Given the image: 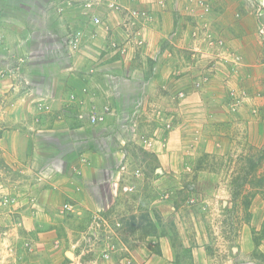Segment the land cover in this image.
Segmentation results:
<instances>
[{
  "label": "rangeland",
  "instance_id": "1",
  "mask_svg": "<svg viewBox=\"0 0 264 264\" xmlns=\"http://www.w3.org/2000/svg\"><path fill=\"white\" fill-rule=\"evenodd\" d=\"M114 1L0 0V28L18 32L0 36V144L15 122L25 133L8 142L17 148L28 136L31 157L10 165V150L0 147V264H264V0ZM75 15L109 28L113 52L101 46V57L114 63L105 69L114 72L115 100L106 109L123 120L111 148L94 127L96 106L79 104L90 143L105 153L100 167L83 172L67 164L85 146L73 142L81 133L38 126L55 89L56 108L68 110L71 74L63 69L83 27ZM159 18L171 31L162 39L148 31ZM93 40L104 44L103 35ZM124 45L125 53L117 49ZM158 47L173 62L167 88L148 83ZM119 59L134 61V77H119ZM132 125L140 141L132 139L131 163L120 166L115 151ZM65 178L80 186L76 196L52 193Z\"/></svg>",
  "mask_w": 264,
  "mask_h": 264
},
{
  "label": "crops",
  "instance_id": "2",
  "mask_svg": "<svg viewBox=\"0 0 264 264\" xmlns=\"http://www.w3.org/2000/svg\"><path fill=\"white\" fill-rule=\"evenodd\" d=\"M121 2L122 3L125 2L124 4L126 5L127 4L132 5L134 0H120V3ZM107 4L114 6L117 3L114 0H107ZM95 18H92L89 15H86V16H83V15L76 16L75 15L71 17L72 21L74 22L73 24L75 27H77L78 25L79 26L83 25V27L77 28L78 35L82 37V40L80 39L81 43L79 46H77L78 48L70 46L72 53L69 57L70 58L69 67L67 69H63L64 71L67 70L66 75L71 74V77L69 78V82H68L69 83L68 87L72 88V91L69 94L70 104H68V110L64 112L65 115L63 116L62 109L64 108V106L63 108L61 107L58 109L56 108V106L59 104L57 101H58V97L61 96V92L60 90L57 92V90L55 89L54 94H52V97L48 96V97H51V100H47V102L50 104L49 105L47 104L44 106L41 105L43 107H46V109H49L50 112L48 113L47 111L43 112L42 120L44 121L40 120L38 123V126H42L46 124L47 129L50 131H53L54 129L56 130L59 129L58 131H64V130L72 131L73 130V131H78L79 133H81L74 139L73 142L76 143V141L78 140L79 142H83L85 146L80 151H74L75 153L69 158V160H67V164L74 169H81L82 172L85 169L92 170V169H96L97 167H100L101 162H102V157H104L105 153L103 150L100 151L99 149H97L98 147H93L92 143H90L91 141L93 142L95 138L94 133L90 130L92 127L91 126L92 124L89 121H87V119H85V116L83 119L82 115L84 113H88L87 112L88 110L84 109V110H81L80 112L79 107H78L80 106L79 104H83L84 106L88 105L89 109H91V107H93L94 105L96 106L95 107L96 111L93 109L92 111L93 113H91V115L95 117V120H93L95 124L94 127H99V131H100L99 135H104L106 138H108L109 144H112V138H113V134L115 133L114 131L116 130V127L120 128V126L123 124L122 123L123 120L117 121V117L114 111H108L109 109L108 110L106 109V108H109V105H108L109 102L111 103L112 101L115 100V98H113L114 93L113 92L111 93L110 87H109V83H110L109 77H113L112 74L114 72L113 73L107 72L105 67L110 66L111 64H114V63L107 62V61L102 62L104 61L103 60L104 58L101 57V46L102 48L106 49V52H105L106 56H109L113 52V50L111 47L109 46L107 47L106 36L110 35V31L108 30L109 28L104 27L101 24L100 18H99L100 21L98 23L95 21ZM164 24H165L164 18H159L158 21L157 19H155L152 23V27L148 28L150 35L151 36L152 34H155L156 36L158 35L160 39L166 38L171 33V31L169 29H164L165 27ZM121 29L124 33L128 35L124 26L120 28V31ZM145 29L142 28L139 31V33L146 31ZM113 31L116 33L118 30L115 29ZM16 34H18V32L13 28H8V27L0 28L1 37L2 36L15 37L14 35ZM101 35L104 36V41H103L104 44L103 45L99 44V46L98 45L96 46L95 45L96 41L93 40V38H97L98 36H101ZM144 41L145 40L142 39V42ZM73 48L74 49L76 48V49L73 50ZM117 49H120L121 51H124L125 53L128 51V45L118 47ZM162 50L163 49L161 47H158L157 50L156 51L154 50L151 54V57L153 58V61H154L153 63L154 69L156 72H154V75H152L149 78L148 83L149 85H153L155 82H158V84H166V88H167L168 86L172 84L171 69H173V66H172L173 62L169 60V58H167L166 56L167 49H164L165 51H162ZM96 55L100 59L98 62L96 61L97 60ZM118 61H119L118 63H120L118 64L119 65L118 66L119 77H121L124 80H128L126 78L127 76H125L126 72L123 73L125 70L130 72V73L128 72V76L131 74L132 77H134L133 75L137 71V66L135 65L134 61L130 63V67L127 66V64H125V62L122 61V59H119ZM105 71L107 73H105ZM64 84H65V81L63 82L62 85ZM92 84H97V87L92 88L91 87ZM181 89L178 92L179 95L184 94V92ZM165 92L167 94V90H165ZM31 96H32L31 93L26 92L21 96V98L25 99L26 97H28L27 100L29 101L32 99V98L30 99ZM33 97H35V99L38 100L37 101L38 104L39 102H41V104L46 103V102H43L42 100L43 98H41L42 96L39 94L33 95ZM94 101H95V104H93ZM83 105H81V107H83ZM131 121L134 123L138 122L135 115L131 116ZM14 123L10 125V128L6 129L5 131L7 133V136L5 138L7 141L0 144L1 148H4L5 150H10L11 152L10 153L9 151H7L8 153L7 152L5 153L6 155L5 161H7L10 165L16 163L18 157H20L19 162L22 164L23 162H26L29 159H31V157H28L25 154V150L27 149L26 142H29L30 140L28 136H26L25 138H23L24 136H22L19 139L17 148H16V145L14 146V144H10L8 142V138L12 137L11 136L12 133H20V134L25 133L23 131L24 130L23 127L21 126H19L17 129L14 130V127H13ZM134 126L132 125L133 128L131 129L130 132H128V134L130 133L129 134L130 137L126 140L121 139L120 140L121 144L117 146L116 148L117 150L115 149L116 150L115 154L120 163L119 164L120 166L124 164L128 165L131 163L132 159L130 158L131 155L129 154L128 147L132 139L138 136L137 141L138 140L140 141V135L138 134ZM176 131H177L176 128H170L166 135L167 136L166 139L171 138L170 141H172L173 135L176 133ZM30 147H32V144L30 145ZM111 148H113V144L111 145ZM14 149H17V151L20 150L19 156L17 155L15 156ZM37 149L39 150L40 148L36 146L35 150L37 151ZM108 150H109L108 152H111V149L108 148ZM157 153L160 157L163 156L162 152L158 151ZM164 157H165V154H164ZM161 162L165 163L166 159L161 158ZM115 172L117 173V175H115V179H119V175L121 176L122 172L119 169H117ZM165 176L166 175H164V177ZM56 181H57V185H56L57 189L56 190L52 189L53 194L62 193L65 196L67 195L76 196L77 193H79L78 191H79L80 186H78L75 181H72L71 179L69 180V178H65L62 180L59 179ZM115 184L116 183H114V185ZM113 191H114L113 193L117 194L116 189H114ZM89 193L92 194L91 192Z\"/></svg>",
  "mask_w": 264,
  "mask_h": 264
},
{
  "label": "built area",
  "instance_id": "3",
  "mask_svg": "<svg viewBox=\"0 0 264 264\" xmlns=\"http://www.w3.org/2000/svg\"><path fill=\"white\" fill-rule=\"evenodd\" d=\"M95 21L98 23L100 21V19L98 17L95 18ZM93 120H95V117H93ZM66 208H70V206L68 204H65Z\"/></svg>",
  "mask_w": 264,
  "mask_h": 264
}]
</instances>
